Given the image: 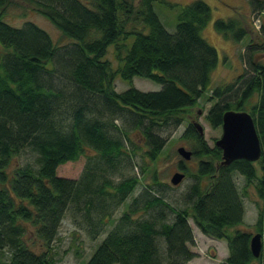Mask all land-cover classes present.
<instances>
[{"label":"trees","instance_id":"16d2710c","mask_svg":"<svg viewBox=\"0 0 264 264\" xmlns=\"http://www.w3.org/2000/svg\"><path fill=\"white\" fill-rule=\"evenodd\" d=\"M29 1L72 40L54 42L32 20L21 26L9 23L6 9L14 0H0V264H55L53 242L69 213L74 220L80 216L84 225L80 224L93 238L105 232L107 219L112 223L84 264H186L197 255L188 246L194 241L189 217L203 233L227 240L229 254L222 264H264V58L250 53V70L215 86L208 98L218 99L206 114L217 127L226 110H247L248 105L261 139L260 158L224 164L221 147L210 145L190 121L182 136L193 143L197 167L192 171L183 161L180 164L186 176L193 177L184 194L186 205L176 208L152 193L153 185L161 181L157 170L149 168L152 181L146 191L150 195L141 206L131 203L115 218L113 211L141 178L132 174L113 179L119 156L125 152L124 135L131 137L124 130L122 136L110 131V122L103 116L121 117L140 127L145 153L155 160L167 141L161 132L178 127L210 87L219 55L202 30L212 8L205 0L181 6L172 33L154 8L156 0L139 4L132 0ZM251 5L263 9L264 0H251ZM137 22L148 31L135 28ZM215 27L235 41L247 34L236 17L218 18ZM131 35L134 39L128 44ZM111 44L119 62L116 68L106 58ZM118 75L131 82L124 91L115 88ZM136 75L160 83L161 88L138 89L132 83ZM255 93L258 99L253 102ZM25 146L39 153L38 167L19 166L9 175L6 167L11 157ZM86 149L96 150V158L89 160L79 178L57 173L60 164L78 159ZM236 172L245 176L247 185L258 179L263 198L254 224L263 234L259 256L252 253L250 230L230 231L243 223L245 212ZM156 205L159 216H135L140 209L148 211ZM164 206L173 211L172 220L166 219ZM28 232L35 235L30 241ZM7 250L10 255L5 258Z\"/></svg>","mask_w":264,"mask_h":264},{"label":"rangeland","instance_id":"374dc122","mask_svg":"<svg viewBox=\"0 0 264 264\" xmlns=\"http://www.w3.org/2000/svg\"><path fill=\"white\" fill-rule=\"evenodd\" d=\"M135 4H139L140 0H132ZM193 0H156L154 8L159 15L161 21L169 32L174 33L176 24L178 22V13L181 6L189 4ZM212 8L211 19L202 30V35L218 50V64L211 74L210 87L206 93L199 99L196 106L191 108V113L187 114L186 119L175 128L162 131V135L167 137L166 144L159 156L155 160H150L145 151L147 145L144 140L143 131L140 127L134 126L133 123L119 117L117 119H108L109 116H103L104 121L108 123L110 131L116 134L123 135L122 130L127 131L131 140L124 135L123 149L125 150L119 156L118 168L112 173L113 179L119 181L123 177L136 174L141 178L136 188L128 195L126 200L119 204L113 211V216L118 218L123 211L132 203V206H141L144 198L150 193L146 191L147 186L152 181V172L150 169H156L158 179L161 184L153 185L152 193L160 194L171 205L176 208H183L186 205L184 194L189 185L193 182V177L187 175L178 184L171 182V177L176 171H183L180 164L183 161L192 171L197 167V159L192 156L191 159H184L178 152L179 146H185L192 150L193 143L189 137L182 136L190 121H198L204 126V136L210 145L215 144V141L222 135V125L213 126L206 118V114L211 105L218 99L214 97L209 99L208 96L212 94V90L217 85H225L234 81L240 74L250 70L248 56L250 53L257 59L264 58V8L254 9L251 5V0H205ZM169 3L177 4L171 6ZM240 19L241 23L247 29L246 36L240 40L235 41L225 38V35L219 32L215 27V21L218 18H232ZM5 20L9 23L21 26L26 20H32L39 26L47 30L54 42L59 44L68 43L71 41L66 36H63L61 31L42 13L37 11L33 2L29 0H14L13 4L6 9ZM131 26L129 23L128 28ZM135 28L148 31V28L142 23H138ZM96 35V33H95ZM134 35L129 36L126 40L131 44ZM109 58L112 65L116 68L119 64L115 52L114 44L109 46L106 58ZM133 85L143 91L158 90L161 84L143 76H134ZM131 86V82L125 80L120 75L115 79V88L117 91H124ZM252 101L258 99V94L252 96ZM247 110L250 107L246 106ZM116 124V125H114ZM117 126V127H116ZM137 147L136 152L133 148ZM96 150L86 149L85 154L81 155L76 160H69L57 167V173L62 176L79 178L82 174L86 164L89 160L94 161L96 158ZM39 153L31 146H25L18 153L14 154L6 167L8 174L13 173L19 166L30 165L35 169L39 165ZM146 165L147 169L143 170ZM258 173L261 174V167L256 162ZM185 172V171H184ZM143 173L146 174L143 176ZM186 174V172H185ZM234 179L237 182L239 191L242 194L244 201V221L242 224L230 229L231 232L235 228L248 229L255 233L254 224L258 218L260 207L263 205V198L258 192V179L253 180L247 185L246 178L243 174L234 173ZM138 198L134 201V198ZM160 207L156 205L148 211L140 209L135 213L139 217H157L160 215ZM164 211L167 213L168 220L174 218V213L167 206H164ZM189 222L193 229L194 241L188 243V246L197 252L193 258L192 263L187 264H222L229 254L228 243L225 238H215L206 233H203L197 226L194 219L189 217ZM84 225V221L77 216L75 220L69 213L67 214L61 224L60 231L53 242L52 252L56 260L55 264H84L91 256L97 245L105 237L107 231L112 227L109 219L106 220L105 232H102L98 237H91L88 231L80 224ZM29 227H32L29 226ZM27 239L31 240L34 234H26ZM38 242V241H37ZM164 246V243H162ZM10 253L6 252L5 258ZM192 260V259H191ZM190 260V261H191ZM118 264V263H114Z\"/></svg>","mask_w":264,"mask_h":264},{"label":"water","instance_id":"95a60500","mask_svg":"<svg viewBox=\"0 0 264 264\" xmlns=\"http://www.w3.org/2000/svg\"><path fill=\"white\" fill-rule=\"evenodd\" d=\"M200 133L204 134V126L194 121ZM221 147L223 163L228 164L234 159L246 158L256 161L262 154L261 139L253 115L248 110L228 109L223 114L222 135L215 141ZM184 159H191L193 151L185 146L178 147ZM186 176L184 171H176L171 177L173 184L180 183ZM263 234L259 231L251 236L250 247L255 256L262 251Z\"/></svg>","mask_w":264,"mask_h":264},{"label":"crops","instance_id":"0c3cea01","mask_svg":"<svg viewBox=\"0 0 264 264\" xmlns=\"http://www.w3.org/2000/svg\"><path fill=\"white\" fill-rule=\"evenodd\" d=\"M194 259H192L191 261H189L188 263H192V261H193ZM187 264V263H186Z\"/></svg>","mask_w":264,"mask_h":264}]
</instances>
